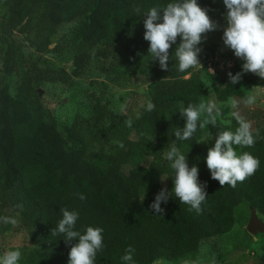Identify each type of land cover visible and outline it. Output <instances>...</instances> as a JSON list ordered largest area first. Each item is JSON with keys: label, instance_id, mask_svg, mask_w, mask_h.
I'll return each mask as SVG.
<instances>
[{"label": "trees", "instance_id": "trees-1", "mask_svg": "<svg viewBox=\"0 0 264 264\" xmlns=\"http://www.w3.org/2000/svg\"><path fill=\"white\" fill-rule=\"evenodd\" d=\"M169 2L172 0H0V217L16 219L18 227L27 233L29 246L8 249L21 251L19 264H67L72 245L50 233L62 218V208L78 212L76 230L81 233L88 226L103 228L104 247L97 253L96 264H124L121 257L129 246L135 249V264L154 260L178 264L196 258L202 243L228 234L238 221L237 208L242 200L264 216L262 132L253 147L236 148L237 154L250 152L260 165L235 188H221L205 164L218 133L238 127L234 117L228 124L217 119L216 127L203 128L196 149L191 141L199 126L190 140H177L176 147L186 155L189 167L198 168V180L206 184L208 197L199 213L170 198L160 205L162 218L149 205L162 188L171 191L173 173L164 166L166 161L163 165L161 151L168 144L157 140L169 138L180 128L177 117L164 122L162 111H144L139 127L134 123L128 127L121 113L92 95L85 120L59 123L40 89L45 83L74 87L73 76L52 65L45 69L25 67V47L38 54H52L49 48L61 28L74 24L69 33L75 50L73 73L81 74L99 58L109 62L114 83L142 77L150 83L149 92L153 81L192 75L195 68L184 73L174 68L176 45L169 49L168 71L147 56L144 14ZM197 3L208 9L210 19L218 25L204 40L221 36L226 8L215 0ZM204 40L198 45L202 49L199 61L210 52ZM210 77L217 79L215 74ZM194 78L200 84L198 77ZM10 79L15 80L14 92L8 84ZM244 82L248 83L246 77ZM232 94L246 97L238 84L233 85ZM218 97L223 99L225 93L219 92ZM189 104L198 105L199 101L174 97L166 111L180 115L181 107ZM117 141L124 148H119ZM148 157L150 163L144 165ZM162 178L166 183L162 184ZM81 193L86 196L83 201L78 197ZM12 229L13 225L0 223V235Z\"/></svg>", "mask_w": 264, "mask_h": 264}, {"label": "clouds", "instance_id": "clouds-1", "mask_svg": "<svg viewBox=\"0 0 264 264\" xmlns=\"http://www.w3.org/2000/svg\"><path fill=\"white\" fill-rule=\"evenodd\" d=\"M223 5L227 10L226 27L221 37L223 45L243 61L241 72L235 75L231 72L227 74L229 85L238 84L246 73L264 79V0H223ZM143 28V39L149 45L147 56L151 61H158L160 69L168 71L169 49L176 45L174 68L184 73L192 68L202 70L203 66L199 61L202 49L198 45L203 42L207 33L217 30L218 25L210 19L208 9L202 8L197 0H172L162 8H150L144 14ZM208 72L214 75L213 69L209 68ZM255 102V95L247 96L242 101L245 106ZM240 104L241 101L236 99L231 103L234 109L231 115L236 119L238 127L235 131H220L205 158L211 179L218 181L221 188L225 185L235 188L238 183H243L254 175L260 165L258 158L250 152L237 154L236 151L237 147H253L259 135V130L254 133L252 123L240 115ZM141 107L149 113L155 110V105L150 100ZM179 113L185 120L184 127L175 129L173 135L176 139L161 151L163 165L166 161L164 166L172 170L173 186L171 191L162 188L149 205V208L162 218L164 209L160 205L162 202L166 204L170 198H176L179 204L187 205L189 211H201V205L208 197L206 184L199 182L198 168L195 165L189 167L186 155L179 151L175 142L190 140L198 126L216 127L217 118L223 117L222 107H218L215 102L182 106ZM202 116L205 118L201 121ZM124 124L131 127L132 121L126 119ZM116 143L119 148H124L122 142ZM78 197L82 201L86 199L82 193L78 194ZM60 212L62 218L50 233L62 237L66 245H72L68 252L67 264H96L97 253L104 247L103 228L88 226L81 233L76 230L78 212L65 208L60 209ZM0 223L15 226L17 221L12 217L2 216ZM134 252L135 249L131 246L125 250L121 257L124 264H135ZM21 255L18 249L5 251L0 254V264H19ZM155 264L161 262L158 260Z\"/></svg>", "mask_w": 264, "mask_h": 264}, {"label": "rangeland", "instance_id": "rangeland-1", "mask_svg": "<svg viewBox=\"0 0 264 264\" xmlns=\"http://www.w3.org/2000/svg\"><path fill=\"white\" fill-rule=\"evenodd\" d=\"M224 7L223 0H215ZM225 8V7H224ZM74 28V24L65 25L59 31L55 43L49 48L52 54H38L33 49L25 47L24 57L28 59L25 67L33 69H45L52 65L55 68L62 67L71 73L76 85L74 87H64L59 84L45 83L40 90L43 91V100L53 111L59 123L70 122L74 118L83 121L88 116L90 99L98 97L108 102L110 107L119 113H124L125 119H130L138 128L144 109L141 107L148 100L155 105V110L162 111L163 121H171L176 116L180 128L185 120L178 112H169L166 109L170 106V101L174 97L186 99L195 98L199 103L215 102L223 109V117L217 119L222 124H228L233 117L231 107L233 99L241 101L239 106L240 115L252 123L253 131L259 130L264 134V79L251 73L242 75L238 83L245 96L255 95L256 102L253 105L245 106L243 98L232 94L233 85H229L228 73L235 75L242 70L243 61L236 58L231 50L227 49L222 42V35L205 39L204 43L209 47L208 57L203 58L200 63L202 70L195 68L192 75H186L178 79L164 78L153 81V90L149 92L150 83L142 77L129 78L125 83L116 84L109 70V62L104 63L102 59L95 58L90 62L81 74L73 73L72 59L75 50L69 41V33ZM211 50H214L213 52ZM214 70L217 79L212 80L208 69ZM198 77L200 84L195 80ZM247 82H244V78ZM14 79H10L8 84L14 92ZM258 81V84H254ZM226 85V86H225ZM219 92H224L225 97L220 99ZM94 95V97H92ZM205 117H201L204 119ZM203 128H200L195 138L191 141L196 149L202 140ZM134 137V132L130 134ZM173 135L167 139H158V143L170 145ZM150 158H146L144 165H149ZM162 184L166 179L162 178ZM253 205L247 200H242L237 208L238 221L233 225L232 230L219 238L202 243L196 258L185 260L178 264H264V234L251 236L247 232V224L250 218ZM258 217L264 222V216ZM28 236L25 230L18 227V223L13 229L0 235V254L13 247L29 246ZM154 260L151 264H155ZM161 264H172L159 260Z\"/></svg>", "mask_w": 264, "mask_h": 264}, {"label": "water", "instance_id": "water-1", "mask_svg": "<svg viewBox=\"0 0 264 264\" xmlns=\"http://www.w3.org/2000/svg\"><path fill=\"white\" fill-rule=\"evenodd\" d=\"M247 232L251 236L264 234V222L258 217L254 209H251L250 218L247 224Z\"/></svg>", "mask_w": 264, "mask_h": 264}]
</instances>
